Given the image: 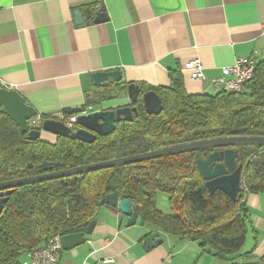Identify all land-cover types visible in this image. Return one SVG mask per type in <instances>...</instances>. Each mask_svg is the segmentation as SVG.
<instances>
[{
	"label": "crops",
	"instance_id": "0c3cea01",
	"mask_svg": "<svg viewBox=\"0 0 264 264\" xmlns=\"http://www.w3.org/2000/svg\"><path fill=\"white\" fill-rule=\"evenodd\" d=\"M100 7L107 19L95 23ZM246 58L264 59V0H0V83L41 117L84 108L87 100V113L129 106L121 83L167 88L171 73L182 76L190 95L215 94L212 82L222 69ZM194 59L203 81L183 70ZM115 70L119 83L93 85V73ZM40 138L56 141L46 132ZM246 206L252 226L226 259L161 232L162 243L144 250V236L156 231L138 223L126 228L125 219L118 226L101 206L92 234L61 250L59 264H264V193L249 194Z\"/></svg>",
	"mask_w": 264,
	"mask_h": 264
},
{
	"label": "trees",
	"instance_id": "16d2710c",
	"mask_svg": "<svg viewBox=\"0 0 264 264\" xmlns=\"http://www.w3.org/2000/svg\"><path fill=\"white\" fill-rule=\"evenodd\" d=\"M170 80L167 88H140L132 121L117 123L112 134L97 137L92 144L62 137L54 143L41 138L30 141L0 113V183L200 141L264 137V59L256 62L253 78L241 93L220 90L190 95L179 73H171ZM148 91L162 103L158 115L144 110L141 96ZM90 104L87 100L85 107ZM233 151L237 165L243 166L236 201L219 191H207L196 160L209 151L16 188L0 215V264H20L21 255L45 247L54 236L83 233L95 220L100 202L113 192L136 204L144 225L153 231L188 239L224 259L243 247L252 226L247 196L264 193V148ZM158 193L167 196L170 214L157 208Z\"/></svg>",
	"mask_w": 264,
	"mask_h": 264
},
{
	"label": "water",
	"instance_id": "95a60500",
	"mask_svg": "<svg viewBox=\"0 0 264 264\" xmlns=\"http://www.w3.org/2000/svg\"><path fill=\"white\" fill-rule=\"evenodd\" d=\"M76 21L81 24L80 13H75ZM107 16L104 8L100 7L95 13L94 22L100 23L106 21ZM95 87L106 88L110 83H119L121 74L119 71L96 72L90 76ZM140 87L135 84H129L127 94L130 105L120 107L115 110H96L86 114L83 112L85 107L70 108L64 111L66 115H76L77 130H71L55 118L42 119L41 127L37 130L29 129V121L37 116V111L27 104L26 100L14 90H7L0 87V113L8 117L18 127L20 133L27 134V139L34 141L40 138L41 132L50 133L56 137L68 138L86 144H92L97 137H106L112 134L116 124L120 122H131L136 114L135 104L140 96ZM142 104L148 115H158L162 112L163 106L153 91H148L141 96ZM238 147H260L264 148V137H233L221 138L207 141H200L179 145L171 148L148 152L118 158L106 162L77 167L70 170L49 172L37 176L20 178L8 182L0 183V215L7 203L9 196L16 188L59 179L73 175H80L89 172H95L103 169L126 166L130 164L142 163L167 156H174L190 152L213 151L208 153L206 158L199 157L196 160V166L201 178L205 181V187L210 194L219 191L231 201H236L237 195L241 191L240 180L242 176V165H237L233 148ZM221 149V151H215ZM42 166L46 169L47 162ZM30 167V165H28ZM102 206L108 209L117 217L118 226L125 219V227L129 228L138 223L144 225V220L139 217L136 204H132L127 199H121L118 192L107 194L100 202ZM96 226V221H91L83 233H76L61 236L60 242L62 250L68 251L83 245L86 242V236H90ZM159 232H150L143 238L142 247L144 250L154 248L162 243Z\"/></svg>",
	"mask_w": 264,
	"mask_h": 264
},
{
	"label": "built area",
	"instance_id": "2783aa9c",
	"mask_svg": "<svg viewBox=\"0 0 264 264\" xmlns=\"http://www.w3.org/2000/svg\"><path fill=\"white\" fill-rule=\"evenodd\" d=\"M255 64L256 62L250 58L238 59L232 66L222 69V76L215 79L212 85L219 90L241 93L253 78ZM183 70L190 74L192 80H205L202 65L197 59L187 62ZM0 87L11 90V87L5 84L0 83ZM86 113L85 110L83 114ZM54 118L65 127L75 130L76 115L60 113ZM42 121L41 116L37 115L29 121V129H40ZM60 239L61 236H54L45 247L26 253L23 264H59V253L62 250Z\"/></svg>",
	"mask_w": 264,
	"mask_h": 264
},
{
	"label": "rangeland",
	"instance_id": "374dc122",
	"mask_svg": "<svg viewBox=\"0 0 264 264\" xmlns=\"http://www.w3.org/2000/svg\"><path fill=\"white\" fill-rule=\"evenodd\" d=\"M156 206L163 214H170L169 205L167 203V196L163 193H158L156 198ZM25 261V255L19 257V263L23 264Z\"/></svg>",
	"mask_w": 264,
	"mask_h": 264
},
{
	"label": "flooded vegetation",
	"instance_id": "af4514ba",
	"mask_svg": "<svg viewBox=\"0 0 264 264\" xmlns=\"http://www.w3.org/2000/svg\"><path fill=\"white\" fill-rule=\"evenodd\" d=\"M214 151V150H213ZM213 151H211V152H213ZM215 151H221V149H218V150H215ZM211 152H209V153H211ZM202 157V156H201ZM202 158H206V156H204V157H202ZM5 206V205H4Z\"/></svg>",
	"mask_w": 264,
	"mask_h": 264
}]
</instances>
